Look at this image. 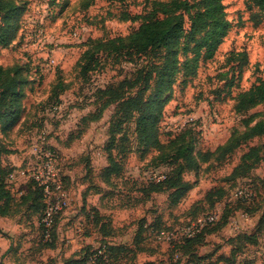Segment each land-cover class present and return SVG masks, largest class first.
<instances>
[{
    "label": "rangeland",
    "instance_id": "374dc122",
    "mask_svg": "<svg viewBox=\"0 0 264 264\" xmlns=\"http://www.w3.org/2000/svg\"><path fill=\"white\" fill-rule=\"evenodd\" d=\"M15 1L22 9L0 19L7 40L0 43V67L19 74L23 100L12 117L19 125L0 129L2 162L11 166L9 173L35 164L41 156L35 143L43 136V149L57 158L69 205L46 237L32 179L7 175L9 194L0 196V264H82L86 252L114 243L127 251L106 264H264V100L233 109L239 91L264 79V17L253 0H222L231 24L226 36L212 58L200 59L194 74L179 71L166 92L158 138L167 144L178 136L171 120L190 114L185 138H193L191 153L198 163L182 170L193 184L176 204L167 192L145 196L143 187L152 189L150 182L176 164L159 160L153 147L136 145L132 121L114 129L110 143L118 162L120 146L128 140L122 171L111 175V184L98 174L118 116V102L105 103L100 89L128 77L138 64L104 52L100 66L80 73L83 52L95 39L124 36L140 25V17L121 19L118 13L123 8L131 15L141 12L142 0ZM260 122L262 131L252 130ZM249 128L248 139L240 137L230 153L221 155L232 135L242 136ZM96 210L103 217L97 223ZM209 212L217 217L189 248L182 247V238L157 236L160 228L172 232ZM190 248L208 258L195 260L180 251Z\"/></svg>",
    "mask_w": 264,
    "mask_h": 264
},
{
    "label": "trees",
    "instance_id": "16d2710c",
    "mask_svg": "<svg viewBox=\"0 0 264 264\" xmlns=\"http://www.w3.org/2000/svg\"><path fill=\"white\" fill-rule=\"evenodd\" d=\"M131 1L135 2L137 0ZM253 2L264 17V0H253ZM142 3L143 9L137 14L131 15L124 8L118 13L121 19L140 17L142 19L140 25L124 36L118 35L107 39H95L92 46L83 52L80 73L85 75L97 65L100 66L101 55L104 52L106 56L121 57L126 61L138 64V67L128 77L125 76L115 84L100 89L101 93L106 96L103 100L105 103L118 102L116 109L118 116L117 122L114 125L112 123L109 128L110 136L106 152L107 164L98 171V174L104 183L111 184V175L119 174L120 168L122 171L124 163L121 160H125L129 146L128 140L120 146V160L117 158L118 162L110 151V143L113 138V130L115 129L118 132L121 129L117 130V127L121 128L123 122L132 121L136 133V145L141 143L144 148L153 147L158 150L157 158L159 160L176 164L165 176L158 178L155 182H150L154 186L152 189H149V184L146 185L147 188L143 187L145 196L150 191L167 192L170 202L176 204L193 184V182L183 178L182 170L184 168L195 169L198 163L196 156L191 153L194 144L193 138H185L186 132L190 129L189 127L186 126L181 129L180 134L170 138L167 144H164L158 138L157 122L161 117L163 104L169 95L166 96V92L169 93L179 71L183 70L194 74L200 59L213 57L231 24L226 18L225 6L222 0H142ZM4 4L6 5L4 6ZM22 7L23 5L17 4L15 0H0V11L5 8L3 10L4 15L0 16L2 17L0 19H8L12 14L20 11ZM6 41L4 32H0V43ZM230 54L233 55L235 52H230ZM241 55L245 59V53L241 52ZM180 56H183L182 60H179ZM16 77L18 78L19 74L11 72L8 67H0L1 130H4L6 125L7 128L12 127L18 120H12V117L18 112L20 103H22L21 100H23L20 88V81L23 83V80L19 77L20 80L15 82ZM234 99V111L246 110L256 102L264 100V79L260 78L247 89L239 91ZM251 128L260 131L263 129L261 122ZM124 136L121 133V137ZM240 137L248 139L250 128L242 136L232 135L221 149V155L230 153L240 141ZM119 139L120 136L116 141H119ZM113 140L115 139L113 138ZM124 140L122 139L120 143H123ZM3 151H0V196L8 195L10 190L6 177L11 170V166L4 161L2 162L1 152ZM198 153L199 155L203 154ZM32 181L33 187L37 190L41 200L39 220L45 204L44 196L42 187L35 180L32 179ZM92 216L95 223L99 221V216L103 218L98 215L97 210L93 212ZM55 222L51 229L52 234ZM103 228L105 230L104 221L100 224V229L103 230ZM208 228L204 226L199 233L189 238H182L181 240L184 243L182 247L189 248L190 244L200 242ZM161 229L167 230L166 227L160 228L157 233ZM101 247L103 248V246H100L98 249L86 252L82 256L84 257L81 260L82 264L86 263V258L88 259L92 254H95V259L90 264H106L115 255L127 251L124 250L126 246L122 244H105L103 249ZM180 251L195 260L203 257L208 258V255L193 254L191 248L190 250ZM105 253H107V256H105ZM250 263L247 261L239 262V264Z\"/></svg>",
    "mask_w": 264,
    "mask_h": 264
},
{
    "label": "built area",
    "instance_id": "2783aa9c",
    "mask_svg": "<svg viewBox=\"0 0 264 264\" xmlns=\"http://www.w3.org/2000/svg\"><path fill=\"white\" fill-rule=\"evenodd\" d=\"M192 121L190 114H184L171 120L172 126L176 130H181ZM44 137L39 136V140L35 143V147L41 153V156L36 160L35 164L25 168L11 171L8 173V178L19 176L35 180L41 187L44 196V208L40 213L39 222L43 226V232L46 237L50 235L49 230L52 229L55 219L61 214L64 208L69 205V195L63 187L62 179L58 174V161L51 149H43ZM217 217L216 212H209L204 215L197 216L191 223L176 228L174 231L161 229L157 236L162 239L189 238L199 233L204 225L212 222ZM177 234H174V232ZM100 252V250H99ZM95 254L89 256L85 264H90L94 261Z\"/></svg>",
    "mask_w": 264,
    "mask_h": 264
},
{
    "label": "crops",
    "instance_id": "0c3cea01",
    "mask_svg": "<svg viewBox=\"0 0 264 264\" xmlns=\"http://www.w3.org/2000/svg\"><path fill=\"white\" fill-rule=\"evenodd\" d=\"M17 125H19V122L17 123ZM107 164V161L105 162V163H103V164H101L100 166H99V170L102 168V167H104L105 165ZM96 167V166H95Z\"/></svg>",
    "mask_w": 264,
    "mask_h": 264
}]
</instances>
